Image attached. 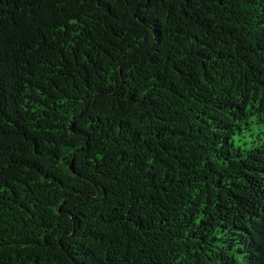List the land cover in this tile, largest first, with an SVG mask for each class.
<instances>
[{
  "label": "trees",
  "instance_id": "16d2710c",
  "mask_svg": "<svg viewBox=\"0 0 264 264\" xmlns=\"http://www.w3.org/2000/svg\"><path fill=\"white\" fill-rule=\"evenodd\" d=\"M0 264H264V0H0Z\"/></svg>",
  "mask_w": 264,
  "mask_h": 264
}]
</instances>
